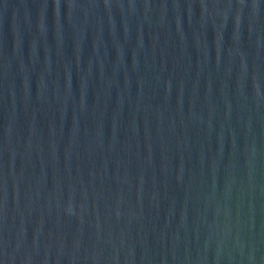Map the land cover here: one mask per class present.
I'll list each match as a JSON object with an SVG mask.
<instances>
[{"label": "water", "instance_id": "95a60500", "mask_svg": "<svg viewBox=\"0 0 264 264\" xmlns=\"http://www.w3.org/2000/svg\"><path fill=\"white\" fill-rule=\"evenodd\" d=\"M0 264H264V0H0Z\"/></svg>", "mask_w": 264, "mask_h": 264}]
</instances>
